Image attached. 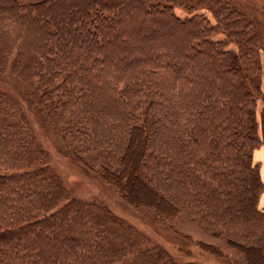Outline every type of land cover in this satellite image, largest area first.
<instances>
[{"label": "trees", "instance_id": "obj_1", "mask_svg": "<svg viewBox=\"0 0 264 264\" xmlns=\"http://www.w3.org/2000/svg\"><path fill=\"white\" fill-rule=\"evenodd\" d=\"M18 1L0 0V20L15 28H22L24 21L41 27V33L52 39L49 50L62 65L71 68L73 76L82 73L85 69L82 65L91 67L101 62L113 70L109 75L120 80L106 77L104 90L116 94L121 88L119 84L128 86L134 82L129 89L137 96L141 86V81L134 79L137 75H168V92L173 96L166 95L162 100L165 106L171 103L174 114L185 117L186 111L178 110L173 100L177 101L176 97L182 103L186 96L193 99L191 119L189 114L183 122L168 116L167 123H162V129L169 131L173 140L166 157L170 172L178 174V167L174 169L173 164L181 161L179 155L187 141L200 144L189 149L191 156L186 164L194 175L193 182L201 183L202 190L188 195V200L194 207L203 208L198 212L203 214L202 218L217 224L264 219V210L258 206L264 181L261 165L253 157V150L260 142L259 127L263 128L264 122L259 126L249 75L236 53L227 49L224 40L215 37L217 30L208 24L205 14L198 13L199 8H195L194 17L183 19L157 0H119L107 4L96 0H52L35 5ZM166 29H170L176 40L161 43L149 36L155 33L154 37H162ZM144 33L148 39L140 38ZM141 69L148 72L142 73ZM99 84L96 82L98 87ZM102 91H89L93 95L88 98L97 111L103 108L99 102L103 101ZM109 95L114 110L107 123L113 129L118 122L128 137L122 139L124 150L118 165H114L116 169L106 164L100 175L115 184L128 202L156 206L167 217L177 215L187 206L185 193H180L183 181L171 176L172 185L178 189L174 197H167L146 177L149 175L146 165L149 157L152 158L151 132L156 129L140 123L143 113L132 112V107L126 104L117 106L116 96ZM4 110L0 102V114ZM84 110L80 111L83 116L79 115L89 127L86 117L96 112ZM80 117L76 122L73 120L74 124L88 129ZM190 122L192 127L188 129ZM212 135L221 145L219 157H215L213 150L203 153L204 146L211 145L208 136ZM26 140V143L21 141L9 125L0 126V158L7 160L0 167V264H80L73 257H82L85 223L90 219L86 205L67 198L61 179L46 163L45 153L27 137ZM76 156L81 160L79 154ZM156 157V166H162L160 154ZM214 205L221 208L215 210ZM109 214L108 220L115 222ZM252 250L256 251L249 264H262L261 246L251 245L247 251Z\"/></svg>", "mask_w": 264, "mask_h": 264}, {"label": "rangeland", "instance_id": "obj_2", "mask_svg": "<svg viewBox=\"0 0 264 264\" xmlns=\"http://www.w3.org/2000/svg\"><path fill=\"white\" fill-rule=\"evenodd\" d=\"M19 1L35 5L37 2L47 4L52 0ZM96 1L107 4L119 0ZM157 1L161 6L168 5L173 13L183 19L194 17L195 8H199L198 13L205 14L210 21L208 24L217 30L215 37L224 40L227 49L236 53L241 67L249 75V87L254 90L255 113L261 126L264 122V0ZM40 28L35 23L25 21L22 28H15L11 23L0 20V102L5 108L0 114V126L9 125L21 141L26 143L27 137L42 150L46 163L61 179L67 198L86 205L90 219L89 223H85L84 249L82 257L74 255L73 258L80 264H249V258L254 260L253 251L256 250L247 251L248 247L258 245L261 246L264 264V219L217 224L209 218H202L203 214L198 213L202 207H194V203L188 200V195L202 190L201 183L193 182L194 175L190 174L186 164L191 156L189 149L199 143L187 141L184 152L179 155L181 161L173 164L174 169L178 167V174L170 172V166L166 165L168 147L173 140L169 131L162 129V123H167L168 116L182 122L189 115L191 119L193 99L186 96L181 103L175 97L180 104L174 100L173 103L176 102L183 109L175 104L176 108L186 111L185 117L176 116L170 109L171 103L167 107L162 101L173 96L168 92V75L164 74L137 75L134 79L141 81L137 96L129 89L134 82H129L128 86L119 84L121 88L116 94L108 93L104 90L106 77L120 81L109 75L113 70L99 62L91 67L82 65L85 68L82 73L79 71L78 75H71V68L62 65L56 54L49 50L52 39L45 37ZM169 30L166 29L162 37H154L155 33L149 36L161 43H170L175 38ZM149 36L144 33L140 38L148 39ZM102 59L100 56L99 61ZM88 62L92 61L89 59ZM141 72H148V69H141ZM98 81L101 83L99 87L96 85ZM101 90L104 93L103 101L99 102L103 108L97 111L88 95H93L89 91ZM109 94L116 96L117 106L126 104L132 107V112L143 113L140 123L156 129L151 132L152 158L149 157L146 165L149 174L146 177L167 197H174L175 189H178L172 185L174 180L169 178L175 175L179 181H183L180 193H185L187 206L177 215L167 217L156 206L128 202L115 184L105 181L100 175L101 168L106 164L116 169L114 165H118L124 150L122 139L128 137L118 122L113 129L107 123L108 116L112 115L110 112L114 110V101ZM151 98H158V101ZM97 103L94 102V105ZM83 109L95 111V114L92 112L93 116L99 118H93L89 112L86 117L89 127L80 117L83 116L80 112ZM78 117L82 118L88 129L74 124ZM191 127L190 122L187 128ZM258 137L260 142L253 154L257 150H264V127H259ZM208 141L211 145H203V153L208 154L213 150L215 157H219L220 143L213 135L208 136ZM5 150L8 155V149ZM75 152L81 160L74 155ZM157 154H160L162 166H156ZM2 159L0 167L7 162ZM205 176L211 178L210 175ZM175 184L178 185V182L175 181ZM190 184L194 185L189 187ZM263 193L258 201L262 210L264 207L260 205V198ZM220 208L213 206L215 210ZM108 212L115 222L108 220Z\"/></svg>", "mask_w": 264, "mask_h": 264}, {"label": "crops", "instance_id": "obj_3", "mask_svg": "<svg viewBox=\"0 0 264 264\" xmlns=\"http://www.w3.org/2000/svg\"><path fill=\"white\" fill-rule=\"evenodd\" d=\"M254 160L257 163H261V176H262V180L264 181V150L260 149L255 151L254 155ZM260 205L261 207H264V193L262 194L261 198H260Z\"/></svg>", "mask_w": 264, "mask_h": 264}]
</instances>
